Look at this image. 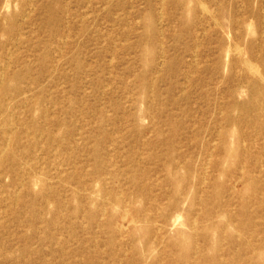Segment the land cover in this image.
<instances>
[{"label":"rangeland","instance_id":"1","mask_svg":"<svg viewBox=\"0 0 264 264\" xmlns=\"http://www.w3.org/2000/svg\"><path fill=\"white\" fill-rule=\"evenodd\" d=\"M251 257L264 0H0V264Z\"/></svg>","mask_w":264,"mask_h":264},{"label":"bare ground","instance_id":"2","mask_svg":"<svg viewBox=\"0 0 264 264\" xmlns=\"http://www.w3.org/2000/svg\"><path fill=\"white\" fill-rule=\"evenodd\" d=\"M204 4V3H203ZM237 51V50H236ZM247 66H248V68L251 70V72H253L257 77H259V78H262V74H260V72L258 71V69H256V67L253 65V64H251V63H249V62H247ZM249 69H248V71H249ZM254 76V75H253ZM263 82V81H262ZM11 121V120H10ZM7 141H8V139H7ZM4 150V149H3ZM3 152V151H2ZM221 153V152H220ZM125 225V224H124ZM187 234V233H186ZM186 235H181V236H179V237H177L176 239L174 238V239H172V241H173V243H175V244H179V245H184L185 244V240H186ZM186 250V249H185ZM210 259V258H209ZM250 261H251V263L253 262L254 263V261H256V264H264V259H260V257H258L257 258V260H255V258H253V257H251V259H250ZM249 261V262H250Z\"/></svg>","mask_w":264,"mask_h":264}]
</instances>
